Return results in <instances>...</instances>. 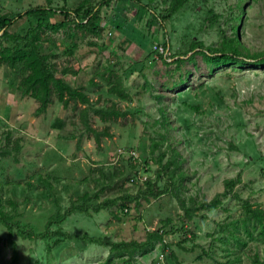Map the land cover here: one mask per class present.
Segmentation results:
<instances>
[{
	"label": "rangeland",
	"instance_id": "rangeland-1",
	"mask_svg": "<svg viewBox=\"0 0 264 264\" xmlns=\"http://www.w3.org/2000/svg\"><path fill=\"white\" fill-rule=\"evenodd\" d=\"M81 1L0 5L12 18L29 6L72 10ZM140 2L110 0L97 33L83 36L73 16L56 30H41L48 63L77 70L63 78L90 98L88 124L80 113L84 105L74 101L64 107L54 98L37 112L38 102L22 95L13 72L0 63V208L15 222L11 236L0 222V264H223L236 256L249 264L255 253L264 262V232L248 221L249 236L242 224L246 200L264 209V60H214L190 48L196 41L218 45L233 34L236 14L238 40L264 52V0H192L164 25L152 16L165 14L169 0ZM46 20L60 23L62 16ZM37 21L23 17L9 31L24 33ZM67 38L77 40L72 52L62 42ZM115 76L131 100L109 92ZM112 102L127 114L105 122L94 110ZM106 127L109 135L99 142L95 132ZM112 172L117 175L110 180ZM145 179L151 190L166 189L145 192ZM125 191L133 197L122 208ZM86 193L88 210L80 211ZM106 198L118 200L96 211ZM56 207L73 211L47 231L49 248L45 238L17 232L16 225L39 235ZM231 220L245 239L242 247L224 239ZM158 227L168 232L149 251L115 255L107 244L145 240ZM57 228L64 232L54 233Z\"/></svg>",
	"mask_w": 264,
	"mask_h": 264
},
{
	"label": "trees",
	"instance_id": "trees-1",
	"mask_svg": "<svg viewBox=\"0 0 264 264\" xmlns=\"http://www.w3.org/2000/svg\"><path fill=\"white\" fill-rule=\"evenodd\" d=\"M110 0H102L97 4H93L92 0H83L81 3L74 9H65V8H54L46 5L41 6H29V8L24 9L22 12L17 13L14 17L8 18L2 14V7L0 5V63L5 64L8 68L13 72L15 77L17 78V89L22 93V95H27L38 102L37 112L44 111L47 108V105L53 102L54 98H57L59 102L66 107L70 104L71 101L75 102V105L78 106V103L84 105V107L80 110L81 116L83 117V121L88 124V115L90 107L92 106V102L88 96L84 94V92L78 87L71 85L68 83L63 76L70 72V73H77V70L71 68L70 66H64L61 69H57L54 64H49L47 56L49 53L46 52V45H43L42 42V29L44 27L51 28V29H58L62 26L66 25L68 18H72L73 23H75L77 31H81L82 35L85 36L89 33H97L99 32V28L101 26L102 16H101V8L104 5H108ZM132 1V0H131ZM137 1L141 4L140 0H133ZM192 0H169V6L167 7V12L165 14L154 15L155 19H157L162 25H164L165 20L170 18L174 13L179 11L185 5L189 4ZM145 6V4H142ZM241 7V6H240ZM147 10H150L146 8ZM211 14H213L212 10ZM152 13V12H151ZM59 14L62 16V22L60 23H49L47 22L46 18L50 15H57ZM214 15V16H213ZM211 17H215L216 15L213 14ZM23 17L27 18H34L38 17V21L36 25H32L29 27L24 33H15L10 32L9 28L18 20L22 19ZM234 24L232 25L233 34L231 35H224L219 42L218 45H206L201 41L193 42L190 46L193 52H202L203 55L210 59H217V58H240L242 62L248 57L252 56L258 59L264 60V52L256 51L251 52L247 49L241 42L238 40L235 34L236 28V21L239 20L238 15L233 16ZM78 36V35H77ZM76 37V35H75ZM49 36H46V39H49ZM52 42H53V38ZM65 45V49L67 52H72L73 47L76 46L77 40L73 39H65L62 41ZM54 44V43H53ZM164 44V43H163ZM167 43L164 46L167 47ZM157 51L158 49L155 47L152 49ZM262 54V55H261ZM174 62H180L182 60V56L180 55H173ZM167 63V59H164ZM103 74L106 76L105 78L108 81H112L111 78L113 73L109 70H105ZM109 92L116 95L120 99H129L131 100V95L125 89L121 79L119 77L114 78ZM95 113L100 116V118L105 121L109 122L111 120L119 119L120 117H125L127 111H122L117 104L111 103L109 106L95 108ZM93 131H97L94 128H91ZM109 135V127H106L103 131L95 132L96 139L100 142L101 136ZM14 148H19V145H15ZM7 152V150H4ZM103 175H106L103 168L100 170ZM117 173L112 172L108 177L111 180L116 177ZM136 175V172H135ZM131 178V177H129ZM127 179V178H126ZM134 180V178L132 179ZM114 181V180H113ZM147 185V189L145 192H150L151 194L157 195L160 192H163L165 189H160L159 187L154 186L151 190V181L148 179L144 180ZM116 183V181L114 182ZM228 184H234L235 180L230 179L226 181ZM231 187V186H229ZM102 190V188H101ZM226 193V191H224ZM88 194L82 195L81 203H79L76 207L80 211L88 210V206L85 205L86 198ZM133 195L129 192L125 191L120 195V198L125 199L121 202L122 208L126 206L127 200L132 199ZM85 200V201H84ZM118 199L114 198H106L104 201H101L94 205L96 211L108 207L111 204L117 202ZM73 204V202H72ZM216 201L214 200L210 203V206H215ZM245 206V217L243 218L242 224L248 233L249 236L252 235L251 230H249L248 221H251L252 226L259 225L260 226V233L264 232V209L257 205H252L249 201L244 202ZM73 209L66 208L64 211H59L58 207H56V211L53 215L49 216L46 220L45 230L39 233V235H35L32 229H29L24 226H17V232L23 237H31V236H39L41 238H45L47 242V248H49V242L46 239L49 235L47 232L52 225H57L62 221V219L68 214L71 213ZM189 218L192 217L191 213H187ZM0 222L5 225L8 229V235L11 236L14 230L15 222L11 219V217L0 208ZM230 223L233 227L227 225L226 230L228 232V237L224 236L225 240H229L232 238L239 247L244 246L245 239L238 234L239 232V225L238 222L235 220H231ZM54 233L60 234V229H56L53 231ZM168 231L164 228H156L148 231V236L145 240L137 241V240H121V241H111L107 244L111 246V250L115 255H122L128 253L133 255V253L140 251H149L153 249L155 241L157 239L164 238V233ZM34 234V235H33ZM67 236H71V234L65 233ZM91 240H98L96 237L91 238ZM169 255H172L170 253ZM114 256H111V258ZM240 257L236 256L231 260L225 261L223 264H240ZM249 264H264V262L260 259L257 253L252 256Z\"/></svg>",
	"mask_w": 264,
	"mask_h": 264
},
{
	"label": "built area",
	"instance_id": "built-area-1",
	"mask_svg": "<svg viewBox=\"0 0 264 264\" xmlns=\"http://www.w3.org/2000/svg\"><path fill=\"white\" fill-rule=\"evenodd\" d=\"M154 46L158 49V44H157V43H156ZM130 151H131V150H130ZM133 154H134V152L131 151V156H134Z\"/></svg>",
	"mask_w": 264,
	"mask_h": 264
}]
</instances>
